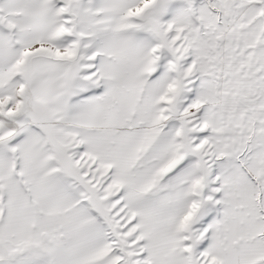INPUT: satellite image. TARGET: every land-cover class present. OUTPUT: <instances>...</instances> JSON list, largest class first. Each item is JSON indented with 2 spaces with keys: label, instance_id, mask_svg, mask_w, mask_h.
Masks as SVG:
<instances>
[{
  "label": "snow or ice",
  "instance_id": "snow-or-ice-1",
  "mask_svg": "<svg viewBox=\"0 0 264 264\" xmlns=\"http://www.w3.org/2000/svg\"><path fill=\"white\" fill-rule=\"evenodd\" d=\"M0 264H264V0H0Z\"/></svg>",
  "mask_w": 264,
  "mask_h": 264
}]
</instances>
